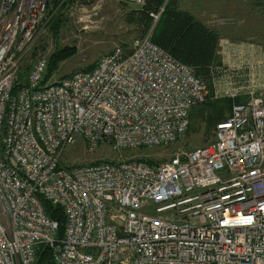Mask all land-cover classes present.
<instances>
[{"label":"built area","instance_id":"obj_1","mask_svg":"<svg viewBox=\"0 0 264 264\" xmlns=\"http://www.w3.org/2000/svg\"><path fill=\"white\" fill-rule=\"evenodd\" d=\"M51 1L0 0V264H35L40 245L54 264H264L259 77L215 67L210 89L152 41L160 8L129 51L44 83L49 53L24 63L50 37ZM218 98L233 102L229 116L185 149L192 109ZM78 139L116 157L67 164ZM164 146L174 152L161 163L122 155ZM44 202L64 214L61 237Z\"/></svg>","mask_w":264,"mask_h":264},{"label":"rangeland","instance_id":"obj_2","mask_svg":"<svg viewBox=\"0 0 264 264\" xmlns=\"http://www.w3.org/2000/svg\"><path fill=\"white\" fill-rule=\"evenodd\" d=\"M63 2L64 5L56 9L51 16V21L54 16H62L63 23L57 38H53L50 30V37L35 44L24 63V67H27L38 55L49 53L50 56L55 48H75V55L60 64L59 70L52 76L51 82L94 65L102 55L111 52L114 48L129 51L132 42L141 37L140 30L126 22L127 14L133 9H138L136 6H129L117 0H63ZM175 2L180 9L192 11L201 22L212 30L218 32L220 28H225L228 31L237 30L238 32L230 35L232 41L240 40L236 46L254 43L262 48L261 52L264 54V0H175ZM52 5L51 3L50 8ZM218 47L220 50V46ZM219 50L217 49V51ZM237 55L241 57L238 49ZM222 66L219 63L214 67ZM251 66L250 62H242L238 65L239 73L244 75L248 69L252 70ZM223 67L228 68L229 66L224 65ZM212 70L213 68L210 72L211 77L212 75L216 76ZM22 72L21 80L24 82L26 71L22 70ZM254 77H258L257 74ZM204 81L208 83L207 80ZM221 99H212L207 102ZM230 102L232 105L233 102L231 100ZM229 114L230 110H226L223 116L227 118ZM212 138L213 127L207 131L205 122L195 119L194 130L188 132L182 145L185 149L198 148L207 145L212 141ZM173 152V146H164L132 150L124 152L122 155L125 158H141L161 163L170 159ZM115 157L116 154L111 151L109 146H103L93 154L87 153L81 139L67 148L62 155V159L67 164L78 166L98 160H113Z\"/></svg>","mask_w":264,"mask_h":264},{"label":"trees","instance_id":"obj_3","mask_svg":"<svg viewBox=\"0 0 264 264\" xmlns=\"http://www.w3.org/2000/svg\"><path fill=\"white\" fill-rule=\"evenodd\" d=\"M62 1L52 0L51 3L54 8L58 9L64 5ZM160 8H163V11L153 28L152 41L175 60L192 67L196 76L207 80V85L211 88V69H214V66L220 63V58L217 54L219 34L215 30L210 29L189 11L180 9L176 5L175 0H146L142 8L129 11L126 16V22L139 29V34L142 37L153 24V19L149 14L157 13ZM62 23V16L59 15L54 16V19L50 22L53 38H57ZM75 53V48H55L48 58L44 83L59 70L63 61L74 56ZM94 67L95 64L82 70L90 71ZM20 87V84H16L12 93L14 94ZM230 106V100L221 99L194 107L191 112L188 132L194 130L195 119L205 122L207 131L212 127L214 128L215 123L226 118L223 113L226 110L229 111ZM147 162L156 164L150 160ZM43 206L48 217L58 223V236L61 237L65 224L62 210L48 202H44ZM35 264H54L51 250L47 246L40 245L37 248Z\"/></svg>","mask_w":264,"mask_h":264},{"label":"crops","instance_id":"obj_4","mask_svg":"<svg viewBox=\"0 0 264 264\" xmlns=\"http://www.w3.org/2000/svg\"><path fill=\"white\" fill-rule=\"evenodd\" d=\"M186 10V9H183ZM192 13L196 18H198L192 11L186 10ZM214 12H217L214 10ZM227 29L220 28L219 32L216 31L219 34V43L218 46H220V50L218 47L217 54L220 58V63L224 65H228L229 67H237L242 62H247L252 65V71L254 75L257 74L259 77L260 82L264 84V54L261 52L262 48L259 47L257 44H242L240 46H236V43H240V40L234 39L232 41V38L230 35H233V33L238 32L237 30L234 31H226ZM241 31V30H240ZM236 40V41H235ZM226 44H228L226 46ZM261 48V49H260ZM237 49L238 53L241 55H237ZM262 74V75H261Z\"/></svg>","mask_w":264,"mask_h":264}]
</instances>
